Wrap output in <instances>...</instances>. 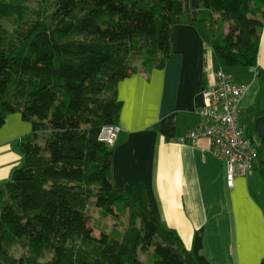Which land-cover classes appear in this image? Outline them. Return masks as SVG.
I'll use <instances>...</instances> for the list:
<instances>
[{
  "label": "trees",
  "instance_id": "16d2710c",
  "mask_svg": "<svg viewBox=\"0 0 264 264\" xmlns=\"http://www.w3.org/2000/svg\"><path fill=\"white\" fill-rule=\"evenodd\" d=\"M263 23L264 0H0V126H32L0 185V264H210L202 233L188 251L143 184L114 188L98 136L119 126L120 82L173 57L176 26L208 25L225 70L256 68ZM92 209L114 224L99 237Z\"/></svg>",
  "mask_w": 264,
  "mask_h": 264
},
{
  "label": "crops",
  "instance_id": "0c3cea01",
  "mask_svg": "<svg viewBox=\"0 0 264 264\" xmlns=\"http://www.w3.org/2000/svg\"><path fill=\"white\" fill-rule=\"evenodd\" d=\"M222 69L206 24L174 28V55L162 70L134 74L120 82L121 131L113 147L116 189L143 184L159 221L174 230L188 251L202 233L210 264H261L264 258V23L256 68L228 73L247 92L239 123L255 139L254 171L226 186L225 163L207 140L178 144L200 121L202 90ZM32 126L19 114L0 126V185L24 164L19 143Z\"/></svg>",
  "mask_w": 264,
  "mask_h": 264
},
{
  "label": "built area",
  "instance_id": "2783aa9c",
  "mask_svg": "<svg viewBox=\"0 0 264 264\" xmlns=\"http://www.w3.org/2000/svg\"><path fill=\"white\" fill-rule=\"evenodd\" d=\"M215 82L202 90L203 106L199 123L178 144H195L205 139L211 152L225 163L226 186L233 188L235 180L249 176L255 169L259 154L255 139L239 123L241 102L247 92L245 85L236 84L223 69L215 72ZM121 131L119 126L102 128L99 142L113 148Z\"/></svg>",
  "mask_w": 264,
  "mask_h": 264
},
{
  "label": "rangeland",
  "instance_id": "374dc122",
  "mask_svg": "<svg viewBox=\"0 0 264 264\" xmlns=\"http://www.w3.org/2000/svg\"><path fill=\"white\" fill-rule=\"evenodd\" d=\"M4 25L5 27H7L8 29H10V26L8 25V23L4 22ZM229 70H231V68L229 69H225V72L228 73ZM90 217H91V220H90V227H91V230L93 232V234L97 237H99V231L101 228H107L108 230L110 228H112L114 226L113 222L111 221L110 218H102L100 215H99V212L96 211V209H92L90 211ZM141 259L145 262V263H148L149 261V255H144V254H141Z\"/></svg>",
  "mask_w": 264,
  "mask_h": 264
}]
</instances>
